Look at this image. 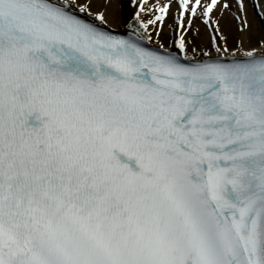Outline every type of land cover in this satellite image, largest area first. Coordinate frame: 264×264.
<instances>
[{
    "label": "snow or ice",
    "instance_id": "6c2138e0",
    "mask_svg": "<svg viewBox=\"0 0 264 264\" xmlns=\"http://www.w3.org/2000/svg\"><path fill=\"white\" fill-rule=\"evenodd\" d=\"M177 2L180 29L220 4ZM74 7L0 0V264H264V55L152 51Z\"/></svg>",
    "mask_w": 264,
    "mask_h": 264
},
{
    "label": "bare ground",
    "instance_id": "6f19581e",
    "mask_svg": "<svg viewBox=\"0 0 264 264\" xmlns=\"http://www.w3.org/2000/svg\"><path fill=\"white\" fill-rule=\"evenodd\" d=\"M81 2L84 0H76L77 4ZM87 3L90 7H87L85 12L81 13L76 7L73 12L92 20H96L97 13H103L105 22L102 24L117 31L126 30L129 23L135 19L139 23V32H132V35L136 38L142 36L143 41L161 48L165 44L164 46L175 54L183 55L175 46L183 34L189 57L193 59L204 58V53H208L211 58H244L249 52L255 56L264 55V0H220V4L209 15L208 24L203 22L201 8L197 9L195 16L190 17L185 13L184 29L177 26L180 11L177 0H87ZM201 3L206 6L210 0H201ZM225 3L230 7L223 8ZM240 3H243V9L239 6ZM164 5H168V11L164 14L163 23H151L156 15L161 14L158 9ZM258 12L263 20L258 17ZM189 19L192 21L190 25ZM145 24L147 29L143 27ZM211 35H215V41L211 40ZM229 38L236 39L235 43L228 41Z\"/></svg>",
    "mask_w": 264,
    "mask_h": 264
},
{
    "label": "rangeland",
    "instance_id": "374dc122",
    "mask_svg": "<svg viewBox=\"0 0 264 264\" xmlns=\"http://www.w3.org/2000/svg\"><path fill=\"white\" fill-rule=\"evenodd\" d=\"M258 17H260L261 20H263L261 14H260L259 12H258ZM262 24H263V22H262ZM263 26H264V24H263ZM263 28H264V27H263ZM206 29H207L206 26H204V30H206ZM164 30H165V29H164ZM192 36H193V35H192ZM207 36H208V35H207ZM164 37H165V39L167 40V38H166L167 36L164 35ZM212 39H213V37H212V35H211V40H212ZM235 40H236V39H234V40H232V39H230V38L228 39V41H230L231 43H235Z\"/></svg>",
    "mask_w": 264,
    "mask_h": 264
}]
</instances>
